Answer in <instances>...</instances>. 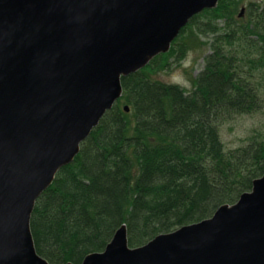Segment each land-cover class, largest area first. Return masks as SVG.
Segmentation results:
<instances>
[{"label": "trees", "instance_id": "obj_1", "mask_svg": "<svg viewBox=\"0 0 264 264\" xmlns=\"http://www.w3.org/2000/svg\"><path fill=\"white\" fill-rule=\"evenodd\" d=\"M242 2L219 0L170 51L122 77L121 98L36 202L32 233L50 264H82L124 224L137 247L210 218L264 175V131L234 149L221 134L235 115L264 111V0L238 18ZM193 40L210 52L185 95L158 75L184 60Z\"/></svg>", "mask_w": 264, "mask_h": 264}, {"label": "water", "instance_id": "obj_2", "mask_svg": "<svg viewBox=\"0 0 264 264\" xmlns=\"http://www.w3.org/2000/svg\"><path fill=\"white\" fill-rule=\"evenodd\" d=\"M218 3L0 0V264H50L31 228L38 198L122 96V77ZM82 264H264V175L235 204L142 246L124 224Z\"/></svg>", "mask_w": 264, "mask_h": 264}, {"label": "rangeland", "instance_id": "obj_3", "mask_svg": "<svg viewBox=\"0 0 264 264\" xmlns=\"http://www.w3.org/2000/svg\"><path fill=\"white\" fill-rule=\"evenodd\" d=\"M263 0H243L240 8H238V18H244L247 12V6L250 2L261 3ZM243 6L246 12L241 16ZM203 41H206L205 39ZM190 42V41H189ZM190 48L187 56L181 62H174L172 67L166 71L160 72L159 77L167 81L173 73H182L183 79L178 84L188 90L190 82L191 90L193 89V80L204 69L205 57L210 52V47L206 42L201 40H193L189 43ZM264 131V111L253 114L235 115L231 119L225 121L221 125V134L223 141L228 149L238 148L247 143L253 136H257Z\"/></svg>", "mask_w": 264, "mask_h": 264}, {"label": "clouds", "instance_id": "obj_4", "mask_svg": "<svg viewBox=\"0 0 264 264\" xmlns=\"http://www.w3.org/2000/svg\"><path fill=\"white\" fill-rule=\"evenodd\" d=\"M183 79L182 73H173L171 77L166 81L169 86H180L178 81ZM188 84V90L184 93L185 95H189L191 93L190 82L185 81Z\"/></svg>", "mask_w": 264, "mask_h": 264}]
</instances>
